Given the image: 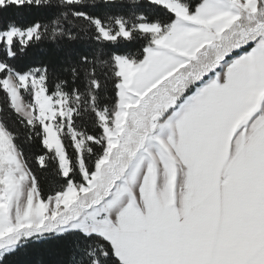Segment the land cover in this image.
Instances as JSON below:
<instances>
[{"label": "snow or ice", "instance_id": "snow-or-ice-1", "mask_svg": "<svg viewBox=\"0 0 264 264\" xmlns=\"http://www.w3.org/2000/svg\"><path fill=\"white\" fill-rule=\"evenodd\" d=\"M0 264H264V0H0Z\"/></svg>", "mask_w": 264, "mask_h": 264}]
</instances>
